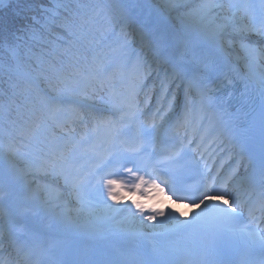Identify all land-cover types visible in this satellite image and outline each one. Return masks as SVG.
<instances>
[{
  "label": "snow or ice",
  "instance_id": "snow-or-ice-1",
  "mask_svg": "<svg viewBox=\"0 0 264 264\" xmlns=\"http://www.w3.org/2000/svg\"><path fill=\"white\" fill-rule=\"evenodd\" d=\"M0 6V264H264V0Z\"/></svg>",
  "mask_w": 264,
  "mask_h": 264
},
{
  "label": "bare ground",
  "instance_id": "bare-ground-1",
  "mask_svg": "<svg viewBox=\"0 0 264 264\" xmlns=\"http://www.w3.org/2000/svg\"><path fill=\"white\" fill-rule=\"evenodd\" d=\"M180 211H191V209H188L186 206L178 205Z\"/></svg>",
  "mask_w": 264,
  "mask_h": 264
},
{
  "label": "trees",
  "instance_id": "trees-1",
  "mask_svg": "<svg viewBox=\"0 0 264 264\" xmlns=\"http://www.w3.org/2000/svg\"><path fill=\"white\" fill-rule=\"evenodd\" d=\"M0 7H2V6H0ZM50 39H53V40H55V36H53V37H50Z\"/></svg>",
  "mask_w": 264,
  "mask_h": 264
},
{
  "label": "rangeland",
  "instance_id": "rangeland-1",
  "mask_svg": "<svg viewBox=\"0 0 264 264\" xmlns=\"http://www.w3.org/2000/svg\"><path fill=\"white\" fill-rule=\"evenodd\" d=\"M193 1V3L195 2V0H192Z\"/></svg>",
  "mask_w": 264,
  "mask_h": 264
}]
</instances>
